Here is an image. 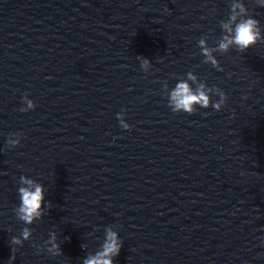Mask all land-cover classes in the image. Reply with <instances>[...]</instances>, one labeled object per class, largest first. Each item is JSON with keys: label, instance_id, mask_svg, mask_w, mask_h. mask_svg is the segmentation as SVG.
<instances>
[{"label": "clouds", "instance_id": "9594fccd", "mask_svg": "<svg viewBox=\"0 0 264 264\" xmlns=\"http://www.w3.org/2000/svg\"><path fill=\"white\" fill-rule=\"evenodd\" d=\"M256 3L258 6L264 7V0H256ZM221 28L226 35L218 43L216 50L220 52H226L232 45H235L241 53H244L250 47L264 40L260 22L252 16L247 15V8L241 0H232L229 18L226 22L221 23ZM199 45L201 53L205 58L204 62L210 63L218 70H222L218 60L213 56L212 50L207 47L206 41L201 39ZM138 59L140 60L141 68L146 72L150 61L143 57H138ZM189 81L193 83L197 81V77L191 72L187 74V80H181L176 83L175 87L170 91L168 104L173 113L184 112L191 115L195 113L197 105L203 109L211 107L216 111H220L226 105L227 95L220 88L216 87L215 89L219 99L213 101L210 95L213 92L212 88L206 87L204 83H199L198 87L193 88ZM23 99L27 106L21 108V112H27L35 108L33 100L28 99L27 96ZM122 115V113H117V118L120 119V126L122 129L128 130L131 125L123 121L121 118ZM13 135H16L17 138L12 139L11 136ZM7 144L12 148L17 147L20 144L19 134H9ZM19 179L22 186L18 187L17 190L20 202L16 206L15 214L25 225H32L35 220L40 219L44 215V187L23 175ZM48 207H50V204ZM32 234V230L29 227H24L20 236H13L11 238L10 244L23 246L24 241L30 240ZM55 239V234L50 233L49 240L55 241ZM121 246L122 244L118 234L111 228H108L102 250L96 252L94 255L88 256L83 261V264H113V258L119 255ZM48 252L53 256L61 255L62 253L59 245L54 242L51 243ZM14 259L15 256H12L10 264L11 260Z\"/></svg>", "mask_w": 264, "mask_h": 264}]
</instances>
